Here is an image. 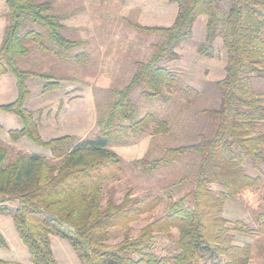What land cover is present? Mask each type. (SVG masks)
<instances>
[{
	"label": "trees",
	"instance_id": "16d2710c",
	"mask_svg": "<svg viewBox=\"0 0 264 264\" xmlns=\"http://www.w3.org/2000/svg\"><path fill=\"white\" fill-rule=\"evenodd\" d=\"M172 1L178 10L169 26L128 21L136 32L157 34L160 40L148 61L137 62L128 84L109 90L112 98L98 111V135L45 140L35 112L26 107L27 82L43 81L44 94L60 90L73 78L23 68L20 60L38 50L81 63L88 55L79 51L88 43L67 36L70 27L64 20L72 13L55 11V0H6L0 78L13 74L18 95L0 110L21 119L22 127L9 132L12 141L27 137L51 153L48 157L19 152L10 159L0 139V214L12 216L33 264H59L53 235L69 242L81 264H250L252 247L236 244V233H264V211L255 217L257 227H250L242 220L232 226L224 209L229 199L259 188L264 178V92H254L248 80L264 79V0ZM200 16L206 17V30L198 51L210 54L221 36L227 54L225 77L212 82L219 90V103L199 111L214 123L193 141L166 144L160 153L149 151L132 161L149 176L187 161L179 176L162 188L170 200L167 210L132 236L131 224L162 199L150 192L133 195L131 189L121 200L113 193L105 197L106 184L125 170L122 156L111 145H133L150 133L169 132L170 118L154 110L141 114L133 93L138 91L147 101L171 102L179 80L165 63L179 58L176 48L191 36ZM187 184V191L173 197ZM114 229L126 231L116 243L110 242ZM157 237L169 243L165 254L155 250ZM0 246L7 247L1 231ZM0 264L19 263L0 258Z\"/></svg>",
	"mask_w": 264,
	"mask_h": 264
},
{
	"label": "rangeland",
	"instance_id": "374dc122",
	"mask_svg": "<svg viewBox=\"0 0 264 264\" xmlns=\"http://www.w3.org/2000/svg\"><path fill=\"white\" fill-rule=\"evenodd\" d=\"M177 4L172 0H55V11L72 13L64 23L70 27L67 36L71 39L87 41L84 50L88 59L78 63L74 59L58 57L33 51L20 60L23 68L70 75L73 80L64 82L60 90L42 93L43 81L37 78L28 80L30 95L26 107L35 112L40 132L45 140L65 135L79 139L98 135V111L112 98L109 90L123 88L131 80L137 62L148 61L159 42L157 34H142L133 30L128 21L142 25L169 26L177 14ZM8 7L6 0H0V46L7 25ZM206 17L200 16L193 25L192 34L177 48V60L165 63L178 76L169 103L147 101L139 98L138 91L133 96L138 99L140 113L155 111L170 118V130L164 135L150 133L133 145H111L122 156L125 170L120 178L106 184L105 197L113 193L121 200L125 192L133 195L150 192L161 197L162 202L153 211L144 214L130 226V235L135 236L140 229L154 218L162 215L169 206V198L162 191L163 186L173 181L185 169L187 161L164 169L149 176L132 165L149 151L160 153L164 145H175L195 140L197 134L213 126V119L199 113L219 103V90L213 81L225 77L227 54L222 38L218 36L213 50L201 54L198 50L205 42ZM249 84L256 93L264 92V79L252 76ZM18 95L16 78L8 73L0 78V105L13 102ZM0 139L8 148L13 159L19 152L36 153L51 157L50 150L41 147L27 137L12 141L10 130L22 127L21 119L14 114L0 110ZM160 150V152H159ZM264 169V165H263ZM187 184L173 197L182 195L190 188ZM212 188L219 190L217 185ZM264 211V178L257 189H246L236 198L229 199L224 216L235 225L242 220L250 227H257L255 217ZM0 231L7 241V247L0 246V258L19 264H33L26 246L20 239L11 215L0 214ZM124 229L112 231V243L119 242L125 235ZM52 248L59 264H81L68 241L59 236H51ZM235 243L250 244L252 257L250 264L264 263V233H236ZM169 243L163 237L156 238L155 250L165 254Z\"/></svg>",
	"mask_w": 264,
	"mask_h": 264
}]
</instances>
